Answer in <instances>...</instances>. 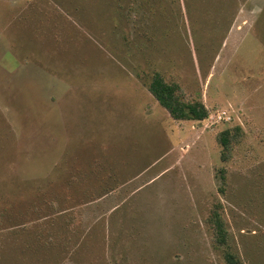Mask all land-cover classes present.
I'll use <instances>...</instances> for the list:
<instances>
[{
	"label": "rangeland",
	"instance_id": "374dc122",
	"mask_svg": "<svg viewBox=\"0 0 264 264\" xmlns=\"http://www.w3.org/2000/svg\"><path fill=\"white\" fill-rule=\"evenodd\" d=\"M154 74L207 118L173 120ZM226 253L264 264V0H0V264Z\"/></svg>",
	"mask_w": 264,
	"mask_h": 264
},
{
	"label": "trees",
	"instance_id": "16d2710c",
	"mask_svg": "<svg viewBox=\"0 0 264 264\" xmlns=\"http://www.w3.org/2000/svg\"><path fill=\"white\" fill-rule=\"evenodd\" d=\"M148 90L155 101L169 114L173 120L178 121H203L207 118V109L201 102H185L180 96V88L177 84H167L159 74H154L150 80ZM240 128L235 127L233 133L226 129L217 136L222 151L221 161H227L231 148V143L236 141L240 135ZM223 177V176H222ZM214 232V243L225 245L227 233L223 228V222L217 213H213L210 218ZM227 264H239V261L231 254H225Z\"/></svg>",
	"mask_w": 264,
	"mask_h": 264
}]
</instances>
